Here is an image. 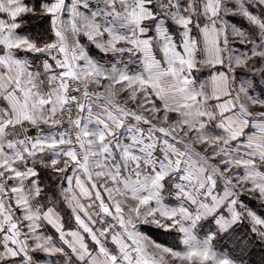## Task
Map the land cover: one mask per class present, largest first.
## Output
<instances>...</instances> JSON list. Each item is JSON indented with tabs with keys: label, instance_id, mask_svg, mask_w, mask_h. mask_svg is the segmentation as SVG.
Masks as SVG:
<instances>
[{
	"label": "snow or ice",
	"instance_id": "6c2138e0",
	"mask_svg": "<svg viewBox=\"0 0 264 264\" xmlns=\"http://www.w3.org/2000/svg\"><path fill=\"white\" fill-rule=\"evenodd\" d=\"M29 18L45 32H24ZM245 67L264 73V0H0V264H41L37 253L50 264H239L214 249L216 233L199 238L209 218L218 232L247 221L264 245V216L244 202L264 201V99L250 77L236 86ZM96 206L113 223L97 228ZM144 225L179 233L178 246Z\"/></svg>",
	"mask_w": 264,
	"mask_h": 264
},
{
	"label": "rangeland",
	"instance_id": "374dc122",
	"mask_svg": "<svg viewBox=\"0 0 264 264\" xmlns=\"http://www.w3.org/2000/svg\"><path fill=\"white\" fill-rule=\"evenodd\" d=\"M261 11L260 8L256 9V12L259 13ZM233 22L237 24L238 27H241L245 32L253 31L252 26L249 25L243 18L235 17L233 18ZM47 23L40 24L35 19L29 18L27 25L23 29L24 32L36 35L39 33H44L47 29ZM175 31V30H174ZM180 39L179 35H175V40L178 42ZM81 42L84 43L90 51V54L100 62L104 63L106 66L112 63H117L118 67H122L121 63H118L117 60H114L113 55L111 53L105 55L100 53L94 46L88 45L86 38H82ZM233 47L236 48L237 51H244L245 46L240 45L238 41L233 43ZM248 48L251 45H247ZM124 62L128 61V54H124L123 57ZM39 59L36 60V64H39ZM259 58H253L248 61V66H251L254 63H258ZM137 69L136 64H129V70L135 71ZM237 79L236 86L239 87V83L241 80L246 78H252L256 83L250 88V94L260 97L264 99V83L261 82V78L264 77V73H254L248 72L247 67L245 68H237ZM195 76L197 77V84L210 80V72L208 69H202L200 72H196ZM210 90V87L209 89ZM210 103H214L210 101ZM170 119L176 116V113H170ZM218 131V130H217ZM203 146H198V148H202ZM211 151V149H209ZM218 159V158H217ZM210 163H215V161H210ZM233 171H241L239 169H233ZM71 175V173H69ZM227 175V174H226ZM42 176L44 178L45 183L50 186L53 185L54 178L50 179V174L42 170ZM214 194H223V185L220 181H218L217 188L214 190ZM106 196V194H104ZM87 203V201H82ZM107 202V201H106ZM244 202L248 205V207L257 212L258 214H262L264 216V201H261L259 198L255 196H250L249 194H245ZM165 203L169 206H179V201L176 199H165ZM98 204V202H97ZM195 207V206H193ZM58 211L63 218V223L65 229H76L77 225L75 224V220L71 210L67 207L66 204L58 206ZM92 214L94 220H97L98 223L96 227H100L99 221L105 219L107 224L113 223L111 217H104L102 214L97 215L100 212L98 206L89 209ZM139 223V222H138ZM105 224V226H107ZM251 225L245 221L238 223L232 226L227 232H218L217 226L214 221L209 218L205 221L201 222V226H198L197 234L199 238L203 239L206 234L209 232L216 233L215 238L212 240V244L214 249L218 252L223 253L229 256L232 259H235L239 262V264H264V245L258 242L256 236L250 231ZM142 231L149 235L152 239L157 242L163 243L166 246L177 247L179 244L178 238L179 233L173 231H166L163 229H158L155 226L144 225L142 226ZM48 234H53L54 229L50 226L47 229ZM37 257L41 258V264H44V261H48L49 264L52 260H55V257H48L43 253H37Z\"/></svg>",
	"mask_w": 264,
	"mask_h": 264
}]
</instances>
